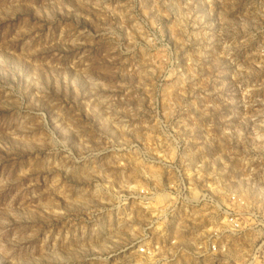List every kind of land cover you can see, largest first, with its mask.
<instances>
[{"label":"rangeland","instance_id":"374dc122","mask_svg":"<svg viewBox=\"0 0 264 264\" xmlns=\"http://www.w3.org/2000/svg\"><path fill=\"white\" fill-rule=\"evenodd\" d=\"M263 225L264 0H0V264H264Z\"/></svg>","mask_w":264,"mask_h":264},{"label":"built area","instance_id":"2783aa9c","mask_svg":"<svg viewBox=\"0 0 264 264\" xmlns=\"http://www.w3.org/2000/svg\"><path fill=\"white\" fill-rule=\"evenodd\" d=\"M182 200L186 201L185 198L182 199ZM152 201H155L153 193H152ZM213 205H216V204L213 203ZM216 207H218V209H219V206H218V205H216ZM263 227H264V225H263ZM211 250H212V252H213L214 254L217 253V249H216V246H215V245H212ZM258 250H260V249H258ZM258 250H257V251H258Z\"/></svg>","mask_w":264,"mask_h":264}]
</instances>
